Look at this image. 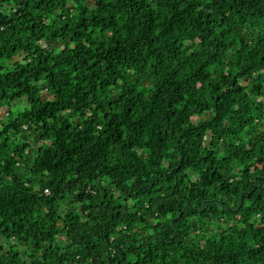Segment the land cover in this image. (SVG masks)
Returning a JSON list of instances; mask_svg holds the SVG:
<instances>
[{
  "label": "trees",
  "instance_id": "trees-1",
  "mask_svg": "<svg viewBox=\"0 0 264 264\" xmlns=\"http://www.w3.org/2000/svg\"><path fill=\"white\" fill-rule=\"evenodd\" d=\"M0 264H264V0H0Z\"/></svg>",
  "mask_w": 264,
  "mask_h": 264
}]
</instances>
